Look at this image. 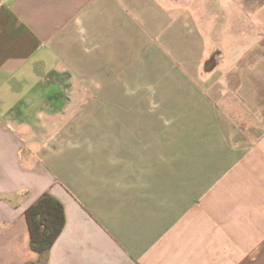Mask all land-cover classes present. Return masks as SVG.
<instances>
[{
	"label": "crops",
	"instance_id": "0c3cea01",
	"mask_svg": "<svg viewBox=\"0 0 264 264\" xmlns=\"http://www.w3.org/2000/svg\"><path fill=\"white\" fill-rule=\"evenodd\" d=\"M0 264H264V0H0Z\"/></svg>",
	"mask_w": 264,
	"mask_h": 264
},
{
	"label": "trees",
	"instance_id": "16d2710c",
	"mask_svg": "<svg viewBox=\"0 0 264 264\" xmlns=\"http://www.w3.org/2000/svg\"><path fill=\"white\" fill-rule=\"evenodd\" d=\"M31 249L43 256L53 245L64 226L62 204L43 193L24 212Z\"/></svg>",
	"mask_w": 264,
	"mask_h": 264
},
{
	"label": "rangeland",
	"instance_id": "374dc122",
	"mask_svg": "<svg viewBox=\"0 0 264 264\" xmlns=\"http://www.w3.org/2000/svg\"><path fill=\"white\" fill-rule=\"evenodd\" d=\"M214 42V41H213ZM214 43H216V42H214ZM219 44V41H218V39H217V45ZM219 46V45H218ZM215 48H217L216 46H215Z\"/></svg>",
	"mask_w": 264,
	"mask_h": 264
}]
</instances>
